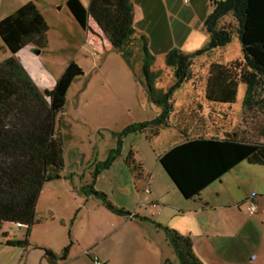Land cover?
<instances>
[{
	"label": "crops",
	"instance_id": "1",
	"mask_svg": "<svg viewBox=\"0 0 264 264\" xmlns=\"http://www.w3.org/2000/svg\"><path fill=\"white\" fill-rule=\"evenodd\" d=\"M185 1L187 0H132L133 26L138 32L147 35L149 50L156 59L155 64L156 61L165 60L167 53L173 49L193 53L204 47H201L202 39L198 41L195 39L187 44V38L193 32L192 23L195 18L198 16V24L200 23L201 26L208 17L207 10H203L205 3L203 0H195L198 4H202V9L198 13H179L183 10ZM185 8L195 12L200 9L186 6ZM136 9L143 12V16H136ZM139 17L143 18L138 22ZM145 24L147 28L143 26ZM85 33L88 34L86 38L92 48L112 50L109 42L92 20L89 21ZM234 42L240 45L238 37ZM232 43L231 40L226 46L216 50L209 59L205 56L196 61L190 81L172 93L167 126L155 127L144 133L127 131L134 125L153 121L161 114L162 108L152 103L147 96L148 107L151 106L154 109L155 118L134 122L118 130L106 128L117 144V148L111 149L104 160L96 159L92 164L93 170L88 174V177L93 179L91 186L73 184L66 190L68 194L71 192L73 195L74 203L62 205L60 216L52 210L48 212L49 214L46 211L39 214L42 222L32 227L29 242L35 241V244L49 248L60 255L66 248L63 242L66 241V230H69L72 245L75 241L79 243L80 238H83L81 236L87 231L94 242L84 246L85 249L90 246L97 247L101 241L111 239L124 230L125 233L127 230L136 233L133 239L137 241L138 230L151 224L150 218L159 214L158 211L149 210L163 207L162 215L156 220V224L190 239L192 250L202 264H264V239L259 240L255 246L254 255H244L242 251H239L234 258H229L220 253L226 250L231 241L239 239L244 231L243 221L240 220L241 211H246L247 202L254 193L258 196V211L254 216H249L246 211L248 218H251L248 221L253 226L264 227V166L243 162L221 180L207 187L199 199L188 201L174 187L158 160L170 148L190 139L237 137L243 142L264 143V83L261 79L252 76L245 68L242 54H239L238 58L228 55V48ZM136 47L138 51H141V44ZM219 50L224 52V61L221 64L235 66L238 70H242L244 89L210 90L208 88L209 77L206 66L211 61H215L214 57ZM155 64L152 71L161 72L156 70ZM160 80L161 77L156 81V88L165 94L170 86L159 87ZM145 92L147 95L146 88ZM146 103L138 102L137 105L145 106ZM134 108L137 109V106ZM128 112H131V109ZM129 133L145 135V139L151 143L165 141L169 148L157 156V164L152 163L153 165L148 167L136 161V152L131 153L125 162L130 171L133 168L132 175L135 178L133 186H121L117 183L114 185L113 178V180H107L106 184H111V190L97 188L101 176H110L114 159L118 156L124 157L123 145ZM158 165L168 180L166 187H160L151 182ZM55 179H61L60 174ZM144 187H148L150 191L148 194L143 193ZM99 195L104 196V200ZM130 214L135 216L130 219ZM93 216L97 217V224L91 226L90 219ZM176 218H179V221L174 223ZM58 222L61 223L59 227H57ZM33 237H36L35 240ZM61 238L62 244L58 245V240ZM67 247L69 251L64 264H74L83 257V254H88L86 251L73 257L71 256L73 246ZM112 248H114L113 244L103 253H99L100 256L98 254L95 256L99 257L100 264H128L125 260L126 256L114 253ZM132 253L133 251L130 255ZM28 254L25 252L23 255L26 258V264H29ZM95 257L91 258L94 264ZM42 260L40 264H45L43 262L46 260L44 258Z\"/></svg>",
	"mask_w": 264,
	"mask_h": 264
},
{
	"label": "trees",
	"instance_id": "2",
	"mask_svg": "<svg viewBox=\"0 0 264 264\" xmlns=\"http://www.w3.org/2000/svg\"><path fill=\"white\" fill-rule=\"evenodd\" d=\"M211 3L213 11L203 23L208 44L193 53L179 49L167 53L165 62L174 70L175 83L164 94L156 88L159 74L152 71L156 59L149 50V39L133 26L132 0H90L88 7L80 0H67L66 6L77 24L86 31L92 20L112 50L120 53L128 64L134 59L135 42L141 44L147 96L162 112L153 121L130 127L128 132L144 133L167 126L173 91L190 81L198 59L226 46L234 32L241 45L245 68L264 83V0H211ZM227 15H232L234 22L224 23ZM47 32L48 25L33 3L0 21V39L10 54L0 65V228L4 223L25 227L23 240L6 238L5 241L6 246L24 250L30 246L32 227L42 222L36 218L42 188L63 168L56 117L65 108L70 86L84 75L71 62L53 90L39 89L17 55L28 45L40 53L47 45ZM212 83L209 77L210 90L220 89ZM158 160L180 195L189 201L199 199L207 187L243 162L264 166V143L243 142L237 137L190 139L170 148ZM165 232L180 264H202L192 250L190 239L174 230L165 229ZM40 249L48 264L65 261L69 251L66 247L58 255L49 248Z\"/></svg>",
	"mask_w": 264,
	"mask_h": 264
},
{
	"label": "rangeland",
	"instance_id": "3",
	"mask_svg": "<svg viewBox=\"0 0 264 264\" xmlns=\"http://www.w3.org/2000/svg\"><path fill=\"white\" fill-rule=\"evenodd\" d=\"M80 1L87 7L90 0ZM66 2L67 0H0V21L15 13L22 6L33 3L48 25L47 45L39 54L35 52L32 45H28L17 55L29 76L42 92L53 90L71 62H75L84 73L70 86L66 95L65 108L56 117V134L62 141L63 149L61 179L54 178L43 186L36 204L37 219L40 218L41 212L46 211L49 214L50 210L60 216L59 212L62 205L73 204V195L71 192L69 194L66 192L73 184L78 186L92 185L93 179L88 177L90 171L93 170L92 164L95 163L96 159L104 160L105 157H108L111 149L117 148V144H115L110 133L106 131V128L111 127L118 130L134 122L146 121L156 117L153 113L154 109L151 106L148 107L149 99L145 92V78L142 73L143 54L136 47L140 43L135 42L136 45L134 44V59L131 64L125 62L123 56L114 50L104 51L102 48H92L86 38L88 34L72 17ZM203 3H205L203 10H207L208 16L213 11L211 0H203ZM184 5L188 8L198 7L200 9L196 12L189 11L184 6L179 13H198L202 9V4H198L195 0H187ZM142 13L136 9V16H143ZM139 18L138 22L143 17ZM227 22H234L232 15H227L224 18V23ZM203 23L200 26L198 16L195 18L192 23L193 32L187 38V44L195 39L197 41L202 39L201 47L208 44L209 36L203 30ZM143 26L147 28L146 24ZM236 38L237 33L234 32L233 43L228 48V55L234 58H238L239 54L241 55V46L234 42ZM223 53L219 50L214 57L215 61H211L206 66L208 69L207 76L213 81L212 86L225 90L244 89L242 70H238L235 66L221 64L224 61ZM9 56L10 54L4 50L0 39V65ZM206 59H209V56H206ZM155 67L157 71L161 70V72L158 71L159 78L161 77L158 86L161 88L171 87L175 83L174 70L167 66L165 60L156 61ZM138 102L146 104L145 106L137 105ZM136 106L137 109L134 108ZM129 109L131 112H128ZM168 146L165 141L151 143L145 139V135L129 133L123 145L122 154L124 157L118 156L114 159L110 176H101L97 188L103 187L106 190H111V184H106L113 178L114 185L117 183L121 186H133L135 181L132 175L133 168L130 171L125 162L131 153L136 152V161L142 162L148 167L152 163L157 164V156L169 148ZM152 179L151 182L160 187L168 185V180L161 172L159 165ZM149 185L151 186V184ZM152 210L158 211L159 214L150 218L151 224L138 230L137 241L133 239L136 233L134 234L129 230L125 233L124 230L111 239L101 241L97 247L90 246L85 249L84 246L94 242L93 239H90V234L85 231L80 242L75 241L72 245L69 230H66V241L63 242H65L66 247L73 246V248L71 247V256H79L81 253L88 252V254H83V257L75 261L74 264H94L91 258L101 252L103 253L112 244L113 252L126 256L125 260L128 264H180L167 239L164 227H159L156 224V220L162 215L163 207L153 208L149 211ZM248 217L246 211H241L240 220L243 221L244 231L239 239L233 240L234 242L231 241L226 250L220 252L221 255L234 258L239 251H242L244 255H254L255 246L259 240L264 239V227L260 226L259 228L256 225H251V222L248 221L251 218ZM96 220L97 217L93 216L90 219V225H96ZM178 221L179 218H176L174 223ZM58 225L61 223L58 222L57 227H59ZM25 234V227L19 228L13 223L2 225L0 228V264H26V258L23 257L25 252L29 253V264L41 263L44 253L40 249L41 245L35 244V241H30V246L26 250L5 245L7 239L23 240ZM34 238L36 237H33V240H35ZM58 242V245H61L62 238ZM132 251L133 253L130 255ZM97 258L99 259V257ZM43 263L47 264L46 261ZM57 264H64V261L59 260Z\"/></svg>",
	"mask_w": 264,
	"mask_h": 264
},
{
	"label": "built area",
	"instance_id": "4",
	"mask_svg": "<svg viewBox=\"0 0 264 264\" xmlns=\"http://www.w3.org/2000/svg\"><path fill=\"white\" fill-rule=\"evenodd\" d=\"M150 191L148 187H144L143 193L148 194ZM246 211L249 216H254L257 214L258 211V196L254 193L251 195L250 199L247 202ZM135 214H130L129 218L132 219ZM95 264H100L98 258H94Z\"/></svg>",
	"mask_w": 264,
	"mask_h": 264
},
{
	"label": "water",
	"instance_id": "5",
	"mask_svg": "<svg viewBox=\"0 0 264 264\" xmlns=\"http://www.w3.org/2000/svg\"><path fill=\"white\" fill-rule=\"evenodd\" d=\"M39 54V53H38Z\"/></svg>",
	"mask_w": 264,
	"mask_h": 264
}]
</instances>
